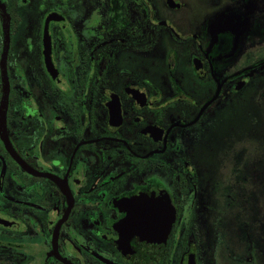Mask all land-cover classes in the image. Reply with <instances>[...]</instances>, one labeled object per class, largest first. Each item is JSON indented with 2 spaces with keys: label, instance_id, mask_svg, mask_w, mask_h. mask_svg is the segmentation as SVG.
Segmentation results:
<instances>
[{
  "label": "flooded vegetation",
  "instance_id": "af4514ba",
  "mask_svg": "<svg viewBox=\"0 0 264 264\" xmlns=\"http://www.w3.org/2000/svg\"><path fill=\"white\" fill-rule=\"evenodd\" d=\"M0 264H264V0H0Z\"/></svg>",
  "mask_w": 264,
  "mask_h": 264
}]
</instances>
